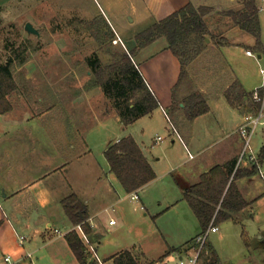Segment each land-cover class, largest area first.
I'll return each mask as SVG.
<instances>
[{
  "label": "crops",
  "instance_id": "obj_1",
  "mask_svg": "<svg viewBox=\"0 0 264 264\" xmlns=\"http://www.w3.org/2000/svg\"><path fill=\"white\" fill-rule=\"evenodd\" d=\"M103 1L106 6L101 8L102 14L113 27L117 37H120L133 62L143 74L147 85L158 99L159 106L157 108L163 114V108L168 113L173 128L181 136V144L185 149H189L187 137L191 143L198 145L194 133V126L197 122L202 118H208V115H211L212 112L215 114L209 101L213 96L221 95L225 98V105L223 106L225 117H217L218 115L215 114L213 123L215 127L222 132L233 119L237 125L235 133L224 134V136L213 140L212 146L217 148L216 154L218 156L209 159L208 156L203 155L204 148L202 147L196 154L201 156V158L197 162L191 163L189 161L192 164V168L190 171L183 173L179 171L183 163L179 164L173 161L171 157L166 156L165 163H168L169 168L161 172L159 171V166H161L159 164L162 162V157L155 156L146 142L140 138L141 135L144 136L146 131V126L142 122H145L144 120L148 116H152L155 109L132 123L124 125L118 110L111 103L108 106V110L106 108L102 111L90 103L94 98L102 100L104 103L110 102L100 86H92L84 90L81 98L90 104L87 110H93L97 114L105 111L106 114L102 117H107L111 114L114 117L118 115L120 123L123 125L122 134L117 135L112 140L109 139L106 148L111 142L131 135L140 145L144 155L156 172L157 176L153 181L134 191L138 195L140 194L139 199H143L144 192L146 193L157 181L163 180L173 173H178L179 177L176 178L175 182L182 196L168 200L167 191V196H163V201H160V206L168 203L165 204L167 209L174 208L180 204L181 200L183 202L186 200L184 198L185 189L199 183L201 176L211 168L217 165H225L232 160H235V170L237 168L249 169L251 166H256L250 160L249 154L240 160L244 145L240 144L242 137L238 128L246 121L247 117L255 116L259 110L254 109L255 101L252 98V94L264 82V77L260 70L263 61L259 59L260 54L264 53V24L261 18L264 13H259L263 41L261 49L256 46L257 37L254 34L236 25L220 28L218 36H216V39L220 41L211 40L207 43L209 48L215 50L216 55L208 60L209 67L200 76L205 77V79L198 80L199 82L195 80L193 84L195 85L194 90L200 91L205 95L210 109L193 120H189L186 116V111L184 115L180 111H176L177 114L170 111L174 97L189 96L191 92H187L183 85L175 90V84L181 73V62L170 49L167 37H158L149 45L138 49L136 35L152 26L155 22L183 8L189 2H192L196 7H211L212 10L206 14V16H210L222 10L235 8L244 0ZM122 33H126L127 36L124 37ZM133 49H136L134 55L130 52ZM247 50H252L258 55V58L248 54ZM206 72L208 73L207 76ZM189 75L194 78L190 72ZM234 82H239L243 90L248 94L239 106L231 105L226 97V91ZM179 90H182L181 94H179ZM181 107H185V104ZM58 110L57 116L54 117L56 120L51 125L42 123L31 124L29 120L37 117L32 111V107L13 106L6 113L0 111V264H5L4 255L6 253L12 254L14 258L19 260L20 264H81L73 252L66 235L71 231H76L81 239L82 237L78 232L77 225L73 224L67 217L62 200L68 195L76 193L87 204L88 221L93 229V237L90 239L93 244H98V247L101 243V226L97 219L100 218L104 211L111 208L114 209V206L122 200L121 197L117 200H112L115 192L118 194L121 190L125 191L120 181L117 188L116 186L113 189L105 187L101 192L104 200H100L99 205H96L99 207L92 210L91 201L86 198V194L74 189L75 174L78 178H88L89 175L95 174L93 176L95 179H107L108 175L103 173L107 169L110 172L112 171L108 160L100 163L95 158L93 152L95 146L92 145L89 136H87V133L90 132L88 123H77L76 125L73 123L72 114L74 107L65 105V107H59ZM39 114L43 115L44 112ZM62 114L66 116L63 120H59ZM68 115H70V119H68ZM261 120L263 123L259 124H264V119L261 118ZM138 124H142L140 129H133ZM37 128L51 131L49 146L42 140L40 141L41 144L37 146ZM211 135L210 131L206 132V136ZM174 141L176 140L173 139ZM253 153L257 155L254 149ZM196 155H190V160H194L197 157ZM257 156L262 165H264V157L261 155ZM201 162L203 163L202 165L200 164ZM99 172L102 173L98 174ZM258 179L263 178L256 166V173L236 180L241 194L249 204L241 211L234 213L233 217L217 224L218 227L227 222H231L234 226L239 225L242 228L241 237L245 241H249L251 237L245 228L244 220L246 218L254 219V204L256 202H258L257 206L259 204L264 205V183H259ZM132 193L126 192L128 195ZM196 220H198L197 216ZM260 226V224L257 226V229L259 228L258 230H260L259 232H261ZM201 229L199 232L202 231ZM19 235H23L25 239L21 241ZM193 239L194 237L180 246L169 244L166 255L176 251L182 252L187 245L191 244ZM260 239L253 244L255 254L256 252L258 254V250L264 251V236L261 235ZM82 241L90 254L88 264H101L95 255L88 250L83 239ZM249 246L251 245L247 246L248 250ZM177 247L182 249L169 252L170 248ZM127 249L133 250L138 264H146L150 261H155L154 264H162V256H158V258L149 257L142 246H126L121 251ZM29 253L31 256L28 255ZM255 254L251 255L254 257ZM100 258L105 264H113V259L111 258L106 259L101 256Z\"/></svg>",
  "mask_w": 264,
  "mask_h": 264
},
{
  "label": "rangeland",
  "instance_id": "obj_2",
  "mask_svg": "<svg viewBox=\"0 0 264 264\" xmlns=\"http://www.w3.org/2000/svg\"><path fill=\"white\" fill-rule=\"evenodd\" d=\"M105 6L103 0H0V64L12 59L15 65L13 69L15 88L8 95L12 108L13 106L32 107L37 117L29 120L31 124L51 125L56 120L54 117L57 116L59 107L72 105L73 123L75 125L88 123L90 132L87 136L95 146L94 156L100 163L107 161L104 152L107 142L122 134L123 125L118 115L102 117L106 114L105 111L101 115L93 110H87L90 104L81 96L84 90L93 86L96 78L89 59L98 55L102 63L107 64L112 61L114 53L127 50L121 41H115L117 35L109 21H107L108 37L105 38L100 32L106 28V21L101 12V8ZM261 18L264 24L263 14ZM205 20L207 21L205 43L197 32L190 36L184 35V42L180 44L181 49H190V58H194L190 59L188 66V71L194 78L188 75L182 82L187 92L191 93L195 88L193 84L195 80L199 82L198 80L205 79L200 76L208 69V60L216 55L215 50L209 48L207 43L211 40L220 41L216 39L219 29L233 25L231 17L219 12L206 16ZM27 22H32L39 29V36L26 30ZM122 35L127 36L126 33ZM22 60L24 62L20 63ZM207 74L206 72V76ZM181 93L182 90H179V94ZM189 96H178L177 102L170 107V111L175 114L176 111H180L184 115L187 107L181 106L185 102L189 103ZM224 99L221 95L209 99L217 117H225ZM109 100L110 102L104 103L94 98L90 103L102 111L106 108L108 110L110 103L114 106L113 100ZM154 111L152 116H148L145 122H142L146 126V131L140 138L146 142L155 156L162 157V162L159 164L161 172L169 168L168 163H165L166 156L179 164L183 163L179 168L182 173L191 170L192 164L189 161L193 163L201 158L196 154L202 147L203 155L208 156L209 159L218 156L217 148L212 146L213 140L224 134L235 133L237 128L233 119L222 132L219 131L213 124L215 114L212 112L208 118L200 119L194 126L198 145L191 143L187 137L189 149H185L165 113L163 114L157 107ZM38 112L44 114L40 115ZM65 116L62 114L59 120H63ZM140 125L142 124L135 125L133 129H140ZM207 131L212 135L206 136ZM50 132L49 129L44 131L37 128V146L41 144V140L47 146L50 145ZM158 136H162L163 140L157 142ZM173 139L176 141L173 142ZM251 143L254 152L264 157V124L257 126L252 134ZM240 144H244L242 139ZM191 154L197 157L190 160ZM185 162L187 163L184 164ZM103 174H107L108 178L95 179L93 178L95 174L89 175L88 178H78L76 174L74 175V189L86 194V198L91 201V210L98 208L99 206L96 205L104 200L101 192L105 187L113 189L119 185V180L113 172L107 169ZM178 177V173H173L157 181L146 193L144 192V200H133L132 194H126L124 190L118 194L115 192L112 200L120 197L122 200L114 206V209L104 211L97 219L101 226V243L99 247L95 243L94 246L102 258L109 259L126 246L138 245L143 247L149 257L162 256V264H180L181 259L188 261L190 257L188 252L176 251L166 255V250L169 244L180 246L201 232L195 212L186 200L184 202L181 200L178 206L170 209L165 205L168 203L160 206V201H163L162 197L167 191L168 200L182 196L175 182ZM259 181L264 183L263 179ZM257 203L254 204V219L244 220L250 240L245 241L241 237L242 228L239 225L224 223L218 231L210 233L197 264H210L216 255L219 257L218 264H264V251L258 250V254L257 252L255 254L253 247L254 242L261 240V235L264 236V205L257 206ZM111 219L117 223L110 224ZM259 224L261 232L259 228L257 229ZM248 245H251L249 250Z\"/></svg>",
  "mask_w": 264,
  "mask_h": 264
},
{
  "label": "trees",
  "instance_id": "obj_3",
  "mask_svg": "<svg viewBox=\"0 0 264 264\" xmlns=\"http://www.w3.org/2000/svg\"><path fill=\"white\" fill-rule=\"evenodd\" d=\"M241 4V7L222 10L219 13L231 17L233 25L254 34L257 37L256 46L261 49L263 41L257 0H244ZM211 10V7H196L192 2H189L183 8L155 22L136 35L138 49L149 45L158 37H167L170 49L181 62V73L175 84V90L189 75V62L190 59H194L190 58V49H181L180 44L184 42L185 38L183 36L186 34L190 36L198 32L205 43L207 23L205 17ZM102 16L106 21V28L100 32L106 38L109 35V24L104 15ZM130 52L134 55L136 49ZM114 54L112 61L107 64H103L98 55L89 59L93 73L96 75L93 86H100L105 95L113 100L122 123L128 125L152 112L159 106V101L147 85L143 74L133 62L129 52L122 50ZM21 62L23 63L24 60ZM14 66L12 59H9L5 64H0V111L2 113L12 109L8 95L15 88ZM246 95H248L247 92L243 90L239 82H234L226 91V97L233 106L241 105ZM176 102V97H174L173 105ZM184 104L187 107L186 116L189 120H193L210 109L205 95L197 90L190 94L189 103L185 102ZM260 105L261 102H255L254 109L258 110ZM105 156L111 171L128 193L142 188L157 176L140 145L131 135L111 142L105 150ZM254 173H256V166L235 170V160H232L225 165L211 168L201 176L199 183L185 189L184 198L194 210L202 231L207 229L211 223L218 224L248 206L249 203L241 194L236 180ZM62 205L69 220L75 225L81 224L85 232L93 237V229L88 221L87 204L76 193H72L62 200ZM66 237L81 264H88L90 254L79 234L76 231H71ZM180 249L182 248H170L169 252ZM111 259H113V264H138L135 253L129 249L116 253ZM154 263L155 261H150L146 264ZM218 263L219 257L216 255L210 264Z\"/></svg>",
  "mask_w": 264,
  "mask_h": 264
},
{
  "label": "built area",
  "instance_id": "obj_4",
  "mask_svg": "<svg viewBox=\"0 0 264 264\" xmlns=\"http://www.w3.org/2000/svg\"><path fill=\"white\" fill-rule=\"evenodd\" d=\"M257 1H258L257 6H258L259 13H261V12L264 13V0H257ZM115 41L116 42L121 41L120 37L118 36L115 39ZM247 53L250 55H254L255 57L258 58V55L256 53H254L252 50H247ZM259 59H261L263 61L261 64L260 70H261V73L264 77V53L260 54ZM252 98L255 102H261V105H260V108L258 110V113L255 116L247 117L246 121L244 123H242L238 128V131H239V133H240V135L244 141L243 151L241 153L240 160H242L244 157H246L249 154L250 160H252L255 163L261 177L264 179V167H263L261 161L259 160L258 156L253 153V147H252V143H251L252 134L254 133L257 125L259 123H263L261 118L264 116V82L261 85V87L257 88L253 92ZM163 111H164L167 119L170 120V117L164 108H163ZM173 130L181 138L178 131L175 128H173ZM162 140H163V137L158 136L156 141L159 142ZM191 156H192V154H191ZM132 198L135 200L139 199L138 193L133 192ZM115 222L116 221L114 219H111L110 224H114ZM77 229H78V232L80 233L82 239L86 243L88 250L95 255L96 259L101 264H105L102 262L100 256L97 253L96 247L92 243L89 235L83 229L82 225L77 224ZM218 230H219L218 225L211 223L207 229H205L204 231H201L199 234H197L194 237V239L192 240L191 244L187 245L182 251V252H188L189 253L190 257H189L188 261L181 259L180 264H197L198 259L200 257V254H201L202 250L204 249V247L208 241V237H209L210 233L216 232ZM19 239L21 241H23L25 239V237L23 235H19ZM28 255L31 256L30 253ZM4 262H5V264H20L19 260L14 258V256L10 253H6L4 255Z\"/></svg>",
  "mask_w": 264,
  "mask_h": 264
},
{
  "label": "water",
  "instance_id": "obj_5",
  "mask_svg": "<svg viewBox=\"0 0 264 264\" xmlns=\"http://www.w3.org/2000/svg\"><path fill=\"white\" fill-rule=\"evenodd\" d=\"M25 28L30 33L37 34L38 36L40 35L39 29L36 28L32 22H27Z\"/></svg>",
  "mask_w": 264,
  "mask_h": 264
}]
</instances>
